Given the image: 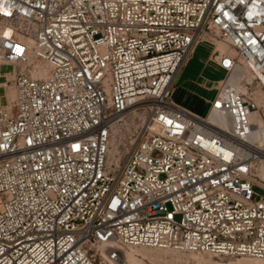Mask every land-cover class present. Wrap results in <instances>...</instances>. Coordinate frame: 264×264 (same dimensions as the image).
<instances>
[{
  "label": "built area",
  "instance_id": "built-area-1",
  "mask_svg": "<svg viewBox=\"0 0 264 264\" xmlns=\"http://www.w3.org/2000/svg\"><path fill=\"white\" fill-rule=\"evenodd\" d=\"M200 42L204 115L172 100ZM0 66V264L264 259V0H0Z\"/></svg>",
  "mask_w": 264,
  "mask_h": 264
},
{
  "label": "rangeland",
  "instance_id": "rangeland-1",
  "mask_svg": "<svg viewBox=\"0 0 264 264\" xmlns=\"http://www.w3.org/2000/svg\"><path fill=\"white\" fill-rule=\"evenodd\" d=\"M215 46L218 47V44ZM213 48L214 46L208 42L198 43L185 61L172 89L174 103L190 113L205 114L210 100L225 76V73L211 59ZM8 71L10 67L0 66V74ZM12 90L10 81L4 83V78L0 77L1 103H4L5 99L9 101L13 99ZM255 190L260 195H264V189L261 187ZM198 256L199 254L196 253L142 247L131 248L127 251L129 264H247L264 261L246 257H213L210 255L205 260H200Z\"/></svg>",
  "mask_w": 264,
  "mask_h": 264
},
{
  "label": "bare ground",
  "instance_id": "bare-ground-1",
  "mask_svg": "<svg viewBox=\"0 0 264 264\" xmlns=\"http://www.w3.org/2000/svg\"><path fill=\"white\" fill-rule=\"evenodd\" d=\"M218 48L220 49V51H222V49H224L223 44L218 43ZM43 71L44 73L47 71L46 66H43ZM230 80H231L230 81L231 85L235 86L237 89L243 92H245L248 89V85H252L253 83L252 78L248 74L243 73L240 69H237L235 72L232 73ZM12 92H13V97H14V91L12 90ZM117 150H118V147L116 143H113L111 152H116ZM258 176H259L258 183L260 187H264V168L261 169V172H259ZM207 256L208 254L206 253H199L198 259L205 260ZM126 257H127V254H126ZM127 260H128V257H127ZM258 260H264V259H258ZM247 264H264V261L250 262Z\"/></svg>",
  "mask_w": 264,
  "mask_h": 264
}]
</instances>
